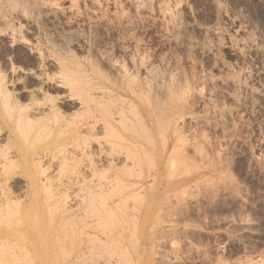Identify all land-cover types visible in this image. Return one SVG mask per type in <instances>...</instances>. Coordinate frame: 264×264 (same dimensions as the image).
Segmentation results:
<instances>
[{
    "label": "rangeland",
    "instance_id": "obj_1",
    "mask_svg": "<svg viewBox=\"0 0 264 264\" xmlns=\"http://www.w3.org/2000/svg\"><path fill=\"white\" fill-rule=\"evenodd\" d=\"M0 83V264H264V0H0Z\"/></svg>",
    "mask_w": 264,
    "mask_h": 264
},
{
    "label": "bare ground",
    "instance_id": "obj_2",
    "mask_svg": "<svg viewBox=\"0 0 264 264\" xmlns=\"http://www.w3.org/2000/svg\"><path fill=\"white\" fill-rule=\"evenodd\" d=\"M64 40V39H63ZM68 44V43H67ZM65 47V46H64ZM60 48V47H59ZM64 49V48H63ZM62 49V50H63ZM65 50H66V48H65ZM3 81V80H2ZM71 83H73V82H71L70 81V86H72L73 87V85L75 84V82H74V84L72 85ZM77 85V84H76ZM4 86H6V84H4ZM75 86V85H74ZM5 89V88H4ZM3 89V86L1 85V83H0V98L2 99V101H3V103H4V106H5V109H6V111L7 110H10V112H2V111H0V134L3 132L4 133V131L5 130H9L8 132V136H9V138L7 137V139H9L8 141H10V137H13V139L14 140H12L13 142H14V144L15 145H13V146H11L10 144H8V145H5L4 146V148H3V151H2V154L5 156H3L2 154H1V152H0V155L3 157V160H4V166L2 165V162H0V166L1 167H5V168H7L8 169V166H10L11 164V160L14 162H16V163H20V162H23L21 165H23L25 168L26 167H30V166H32L33 165V167H34V163L36 162V163H38L39 164V166L41 165V160L42 159H40V161H39V159H37V158H33L34 157V155H32L33 157L31 158V156H29V155H25V150L23 151V149H26V150H28L27 148H24V147H26V146H24L23 147V149L21 148V146L19 145V146H16V142H18V139H20L21 137L23 138V136H24V131H23V136H20L21 134H22V131H21V129L23 128L22 126H28L27 128H28V130H25V131H28L29 132V134H30V131L32 132V126L34 125V124H32V123H34V122H31V120L32 119H37L36 117H40V116H46L47 114L49 115V113L50 112H52L54 115H56L55 114V112H57V113H60V112H58V107L56 106H54V105H52V106H50L49 107V109L48 110H40V112H38V113H35V111H34V113L35 114H29V113H27V111H26V113L25 114H21V113H23L24 112V109H23V107H21V109H20V111H18V113H20V115L21 116H19V118L17 119V121H16V127L15 128H11V125L9 126L8 124H9V120H13V117H12V115L10 114V113H12L13 111L12 110H15V106L12 104V99H11V97L12 96H10V94H9V92L10 91H5V90H8V88L7 89H5L4 90ZM101 99H102V97H100ZM99 98V99H100ZM95 100V99H94ZM97 100V99H96ZM106 100V99H105ZM109 100H111V99H108V101L107 102H109ZM102 101V100H101ZM100 101V102H101ZM98 102H99V100H98ZM99 102V103H100ZM111 102V101H110ZM102 103V102H101ZM19 105V104H18ZM100 105V104H99ZM104 105V104H103ZM105 105H107V104H105ZM18 107V106H17ZM16 107V108H17ZM37 111H38V109H37ZM36 111V112H37ZM59 111H60V109H59ZM16 112V111H15ZM8 113V115H6ZM116 113H118V112H116ZM51 114V113H50ZM110 114V113H109ZM18 115V114H17ZM59 115V114H58ZM74 115V114H73ZM115 115H117V114H115ZM47 117V116H46ZM56 117V116H55ZM63 117V116H62ZM69 117V116H68ZM57 118V117H56ZM90 118V117H89ZM98 118V117H97ZM39 119V118H38ZM41 119V118H40ZM67 119V118H66ZM105 119V118H104ZM46 120V119H45ZM95 120V119H94ZM15 121V120H14ZM47 121V120H46ZM65 121V120H64ZM70 121V120H69ZM88 121V120H87ZM31 122V123H30ZM56 122H57V120H56ZM66 122H68V121H66ZM100 122V121H99ZM104 122H106V120H104ZM55 123V122H54ZM93 123V122H92ZM103 123V122H102ZM12 124H13V122H12ZM31 124V125H30ZM62 124V123H61ZM51 125V124H50ZM86 125H87V123H86ZM94 125V124H93ZM10 128H9V127ZM13 127H14V125H12ZM29 126L30 127H32V128H29ZM22 127V128H21ZM51 127V126H50ZM60 127V126H59ZM87 127V126H86ZM94 128V127H93ZM29 129H30V131H29ZM48 129V128H47ZM60 129V128H59ZM62 129H63V127H62ZM91 129V128H90ZM108 129V128H107ZM101 130V129H100ZM87 131H89V130H87ZM28 132H25V133H28ZM106 133H107V131H106ZM105 133V134H106ZM86 135V134H85ZM20 136V137H19ZM6 137L4 138L5 139V141H6ZM27 137H29V135H27ZM94 137V136H93ZM25 139H27V138H25ZM24 139V142L26 141ZM20 140H22V139H20ZM8 143V142H7ZM19 143V142H18ZM21 143V142H20ZM1 144V143H0ZM3 144V143H2ZM1 144V145H2ZM26 144V143H25ZM22 146H23V144H22ZM28 146V145H27ZM101 146V145H100ZM102 147V146H101ZM28 148H30V146L28 147ZM112 148H113V146H112ZM1 149V148H0ZM2 150V149H1ZM30 150V149H29ZM82 150H84V149H82ZM85 151V150H84ZM31 152V151H30ZM33 152H35V151H33ZM56 152V151H55ZM86 152V151H85ZM32 153V152H31ZM48 153H50V152H47V154ZM35 154V153H34ZM38 154V153H37ZM46 154V153H45ZM46 154V155H47ZM52 154V153H51ZM50 154V155H51ZM55 154V153H54ZM41 155V154H40ZM43 155H44V153H43ZM57 155V154H56ZM45 156V155H44ZM39 158H41L40 156H38ZM52 157V155L50 156V158ZM6 159V161H5V159ZM43 158V157H42ZM53 159H55L54 158V156L52 157ZM48 160V157L46 156V158H45V160ZM10 160V161H9ZM50 160V159H49ZM0 161H2V160H0ZM35 161V162H34ZM43 161V160H42ZM7 162H8V164H7ZM10 162V163H9ZM34 162V163H33ZM33 163V164H32ZM35 163V164H36ZM6 164H7V166H6ZM110 164H112V163H110ZM111 166V165H110ZM109 166V167H110ZM131 166V165H130ZM133 166H135V165H132V169H134L133 168ZM11 167H13V165H11ZM19 167V166H18ZM37 167H38V165H37ZM41 167V166H40ZM4 168V169H5ZM24 168V169H25ZM93 168V167H92ZM7 169H6V171H7ZM10 169H12V168H10ZM9 169V170H10ZM14 169V168H13ZM12 169V170H13ZM19 169H20V167H19ZM94 169V168H93ZM11 170V171H12ZM101 170V169H100ZM3 171V170H2ZM17 171V170H16ZM89 171H90V169H89ZM93 171V170H92ZM96 172V171H95ZM1 174H2V172H1ZM7 175V173H3V175ZM8 175H10V174H8ZM13 176H14V174H13ZM115 177V176H114ZM149 177V176H148ZM152 177V176H151ZM11 178V177H10ZM109 178V177H108ZM153 178V177H152ZM2 179H3V177H2ZM7 179H9V178H7ZM1 180V179H0ZM10 180V179H9ZM116 181L118 180V179H115ZM30 181H31V179H30ZM36 181V180H35ZM35 181L33 182V180H32V183H35ZM48 182V181H47ZM8 182L7 181H5V184H7ZM46 183V182H45ZM5 184H4V187L6 188V187H8V186H10V185H8V186H5ZM109 184V183H108ZM113 184V183H112ZM12 185V184H11ZM111 185V184H110ZM136 185V184H135ZM32 186H34L33 184H32ZM107 186V185H106ZM1 187H3V186H1ZM0 187V189H2L1 190V192L4 190V188H1ZM112 187H114V186H112ZM115 187H116V184H115ZM138 187V186H137ZM141 187V186H140ZM133 188V187H132ZM9 189H10V187H9ZM8 188H7V190H9ZM90 189H92L91 187H90ZM109 189V188H108ZM131 189V188H130ZM141 189H143V188H141ZM6 190V191H7ZM49 190V189H48ZM112 190V189H111ZM129 190V189H128ZM127 190V191H128ZM140 190V189H139ZM138 190V191H139ZM55 191V190H54ZM88 191H89V189H88ZM110 191V190H109ZM3 193V192H2ZM128 193V192H127ZM129 193H130V191H129ZM132 193V192H131ZM7 194V193H6ZM119 194V193H118ZM120 194H122V193H120ZM123 195V194H122ZM122 195H120V196H122ZM125 195V194H124ZM135 195V194H134ZM141 195V194H140ZM139 195V196H140ZM13 196V195H12ZM126 196H128V194H126ZM131 196V195H130ZM129 196V197H130ZM138 196V195H137ZM138 196V197H139ZM128 197V198H129ZM140 197H143L142 195L140 196ZM139 197V198H140ZM2 198H4V196H2ZM126 198V197H125ZM4 199H6V198H4ZM12 199V198H11ZM124 199V198H123ZM131 199V198H130ZM134 200H135V198H133ZM142 199V198H141ZM0 200H1V198H0ZM137 200V199H136ZM8 201V200H7ZM127 201V200H126ZM2 202H4L5 203V201H2ZM18 202V201H17ZM20 202V201H19ZM4 205V204H3ZM6 206V205H5ZM7 207V206H6ZM5 207V208H6ZM8 208V207H7ZM6 210V209H5ZM3 211V210H2ZM6 212V211H5ZM1 214V213H0ZM87 223V222H86ZM84 224H85V222H84ZM83 226V225H82ZM85 227V229H88V228H86V226H84ZM88 227H89V225H88ZM83 229V228H82ZM82 232V231H81ZM89 236V235H88ZM87 236V237H88ZM3 243V242H2ZM1 243V244H2ZM82 244V242H79V244L78 245H80L81 246V244ZM87 245V244H86ZM79 246V247H80ZM88 246V245H87ZM2 247V246H1ZM75 248H73V250H74ZM2 250V249H1ZM0 250V251H1ZM86 250V249H85ZM82 251H84V250H82ZM87 251H88V249H87ZM83 253V252H82ZM84 255H86V254H84ZM11 256V255H10ZM78 256H80V255H78ZM77 256V257H78ZM76 260V259H75ZM74 263V262H73Z\"/></svg>",
    "mask_w": 264,
    "mask_h": 264
},
{
    "label": "crops",
    "instance_id": "obj_3",
    "mask_svg": "<svg viewBox=\"0 0 264 264\" xmlns=\"http://www.w3.org/2000/svg\"><path fill=\"white\" fill-rule=\"evenodd\" d=\"M34 235V233H30V237H27L29 240H34L35 243L32 242V245L34 247V250L32 249V251L35 253H37L36 250H38L37 246H38V243L36 242V240L38 239V237H32ZM38 236V235H37ZM35 253L36 257H37V254Z\"/></svg>",
    "mask_w": 264,
    "mask_h": 264
}]
</instances>
